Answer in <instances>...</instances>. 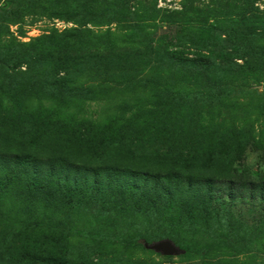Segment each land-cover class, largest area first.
<instances>
[{
  "label": "rangeland",
  "instance_id": "obj_1",
  "mask_svg": "<svg viewBox=\"0 0 264 264\" xmlns=\"http://www.w3.org/2000/svg\"><path fill=\"white\" fill-rule=\"evenodd\" d=\"M18 82L28 87L15 90ZM91 84L106 90L86 93ZM0 131L50 134L92 164L144 155L212 180L197 188L212 193L203 213L168 224L160 210L101 211L120 185L140 188L139 173L71 179L65 192L80 194V207L42 209L22 242L0 229L2 249L39 257L0 264H264V198L247 188L264 183V0H0ZM2 209L11 232L28 218L22 205L3 200ZM52 216L59 235L38 239ZM130 236L145 240L128 248ZM162 239L182 252L166 258L143 246Z\"/></svg>",
  "mask_w": 264,
  "mask_h": 264
},
{
  "label": "trees",
  "instance_id": "obj_2",
  "mask_svg": "<svg viewBox=\"0 0 264 264\" xmlns=\"http://www.w3.org/2000/svg\"><path fill=\"white\" fill-rule=\"evenodd\" d=\"M6 14L14 15L15 13L7 10ZM237 36L241 40L244 34ZM57 76L54 82L69 83L67 88L75 90L74 83L70 80L67 81L68 76L66 74L63 77H60L59 74ZM26 84V82H18L13 84V88L16 90L19 87H28ZM103 87L106 86L91 84L87 86L85 92L93 94L95 89L106 90ZM27 92L31 94L33 91L27 90ZM48 93V88L44 87L38 90L36 94L45 95ZM8 133L0 131V202L4 200V203H8L9 206L19 207L22 205L23 210L26 209L28 218H25V223L20 224L19 229L14 228L12 232L9 229L10 226L3 227L0 225L5 238L23 236L21 242L28 238L32 231H35L33 223L39 222L37 220L40 217L46 218V214L42 215L41 213L42 209H49L57 215V212L64 208L80 207V204L83 203L81 195L78 194V198L74 200L69 199L65 192L71 179L75 183L78 181L83 182L91 176L99 181V178L104 176L110 178L112 174L117 172L129 175L139 173L143 185L140 188H132L126 184L120 185L118 196H110V202L102 207L101 211L104 212L108 207L121 208V210H138L142 214L147 213L148 210L149 213L150 210H160V212L163 211L161 221L165 220V223L168 222V224L175 222L180 224L188 219L192 221L197 218L203 213L199 202L212 197L211 191L206 194L198 193L199 189L197 190V188L199 186H208L212 181L208 178L210 176L198 174L200 170H189L184 173L173 170L175 168H164L161 164L154 163L151 156L144 155L142 157L128 155L129 157L125 160L127 162L123 161L119 165L113 164V162L92 164V162L86 161L87 155H90L89 152H85L87 155L81 156L83 149L79 145L80 151L78 148H71L75 146L61 138L55 139L54 136L46 133H35L36 135H30V137L25 134L15 137L12 133ZM1 142L4 145H6L5 142H8L9 145L4 146ZM37 151L46 154L40 160H37L36 157L32 156ZM113 154L115 152L112 149L108 159ZM80 163L83 165H80ZM37 164L44 165L45 169L37 173ZM217 169V167H210L202 170V172L207 173V171ZM225 171L228 172L229 169ZM38 175H41L42 179ZM82 175H84V178H80ZM254 183H248L247 188L256 191V195L264 198V183ZM114 185L119 186L118 184ZM83 192L81 189L80 193ZM5 197H8V200ZM6 213H10L9 209L0 211V221L5 222L9 219L10 222L12 214L10 213L9 216ZM17 215H20V213L17 212ZM17 215L14 217V221L17 219ZM29 215L31 218H29ZM54 219L55 216L50 217L49 225L41 228L37 233L39 235L38 239L59 235L57 230L59 228L54 223ZM144 240L140 237L130 236L125 241V246L128 248L133 245L141 246ZM26 248L27 246L19 247L10 243L5 245L4 250L0 247V257L3 260H5L3 256L8 258V262H19L30 256L33 258L39 257L30 254L31 251ZM40 258L42 259V257Z\"/></svg>",
  "mask_w": 264,
  "mask_h": 264
},
{
  "label": "water",
  "instance_id": "obj_3",
  "mask_svg": "<svg viewBox=\"0 0 264 264\" xmlns=\"http://www.w3.org/2000/svg\"><path fill=\"white\" fill-rule=\"evenodd\" d=\"M144 248L159 253L164 257H174L182 252L170 239H162L152 244L144 243Z\"/></svg>",
  "mask_w": 264,
  "mask_h": 264
}]
</instances>
